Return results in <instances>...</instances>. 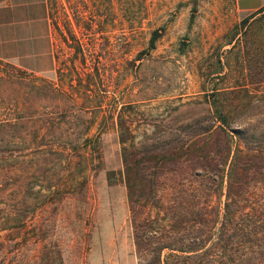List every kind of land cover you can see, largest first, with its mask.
<instances>
[{
	"label": "rangeland",
	"instance_id": "374dc122",
	"mask_svg": "<svg viewBox=\"0 0 264 264\" xmlns=\"http://www.w3.org/2000/svg\"><path fill=\"white\" fill-rule=\"evenodd\" d=\"M47 15L52 65L31 72L50 81L57 73L65 83L68 61L78 62L72 39L83 45L89 38L90 43L93 31L99 76L90 82V110L69 113L72 118L57 133L39 127L41 121L28 126L24 157L10 159L12 235L4 263L153 264L148 250L145 260L136 257L116 126H129L126 142L137 151L140 170L159 175L155 179L166 170L154 167V153L182 136L176 131L218 124L210 114L216 105L209 93L215 90L235 91L229 95L238 112L232 127L264 130V3L243 8L236 0H47ZM154 29L159 36L148 49ZM5 108L0 103V119L13 115L11 107ZM93 136L99 160L93 159L90 144V155L72 172L63 157L48 153L51 141L79 150L82 140ZM220 146L214 139L206 149ZM184 167V162L178 167L181 185L174 183L178 193L184 192L182 199L170 189L168 195L159 192L160 185L151 205L181 207L195 200L193 191L205 181L189 176ZM148 210L162 227L176 229L171 211L144 208L143 214ZM215 240H204L196 252L207 257L217 252ZM167 252L164 248L161 258ZM176 254L181 255L176 264L192 262L185 252Z\"/></svg>",
	"mask_w": 264,
	"mask_h": 264
},
{
	"label": "trees",
	"instance_id": "16d2710c",
	"mask_svg": "<svg viewBox=\"0 0 264 264\" xmlns=\"http://www.w3.org/2000/svg\"><path fill=\"white\" fill-rule=\"evenodd\" d=\"M91 32L90 43L89 38L83 45L77 38L72 39L77 44L78 62L74 59L68 61L64 68L65 83L57 73L53 81L45 80L18 65L1 64L0 60V103L5 102L6 108L11 107L13 112L12 117L0 119V231H5L0 234V264H5L10 249L8 239L10 241L9 235H12L9 161L13 157H24L28 126L41 121L39 127L57 133L61 124L72 118L68 117L69 113L90 110V82L99 76L100 70L94 62ZM158 36L159 32L152 30L148 49L154 48ZM57 70L56 67L55 72ZM63 84L67 86L66 90H63ZM233 94V90L209 93L215 98L212 102L216 105L210 113L211 118L218 124L212 123L199 130L176 131L182 136L175 138L169 146L160 148L162 152L154 153V167L166 170L160 179H155L159 175H153L151 171L146 175L140 170L137 151L129 148L126 142L131 131L129 126L121 123L116 126L129 223L138 262L145 260L143 253L148 250L153 264H176L181 258L176 252H185L183 257L192 260L188 264H264V130L255 133L252 127L231 126L238 118V112L230 104ZM64 102L68 104L65 106ZM75 106L76 110H69ZM214 139L220 141V149H206ZM59 143L51 141L47 144L48 153L63 157L71 172L74 164L85 161L88 153L90 155V144L93 159L100 158L96 136L84 138L79 150L65 141ZM40 148L39 144L35 145V149ZM199 160H204V165ZM181 162L185 163L189 176L205 181L198 192L193 191L195 194L191 198L195 200L188 199L190 204H182L181 207L177 203L168 207L151 205L158 200L155 196L160 185L159 192L168 195L170 189L172 194L182 199L184 192L178 193V188L174 187V183L181 185L178 168ZM167 173L174 179L167 177ZM144 208L171 211V226H176V229L167 225L162 227L161 220L152 217L149 210L143 214ZM214 236L217 252L213 251L208 257L196 252L200 249L198 245ZM182 241L186 243L182 244ZM164 248L169 252L161 258L160 252Z\"/></svg>",
	"mask_w": 264,
	"mask_h": 264
},
{
	"label": "crops",
	"instance_id": "0c3cea01",
	"mask_svg": "<svg viewBox=\"0 0 264 264\" xmlns=\"http://www.w3.org/2000/svg\"><path fill=\"white\" fill-rule=\"evenodd\" d=\"M257 8L264 0H236ZM47 0H0V60L28 71L45 72L52 65Z\"/></svg>",
	"mask_w": 264,
	"mask_h": 264
}]
</instances>
